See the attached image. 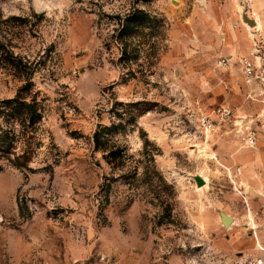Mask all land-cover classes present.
<instances>
[{"label": "rangeland", "instance_id": "rangeland-1", "mask_svg": "<svg viewBox=\"0 0 264 264\" xmlns=\"http://www.w3.org/2000/svg\"><path fill=\"white\" fill-rule=\"evenodd\" d=\"M255 41L264 0H0L33 68L0 61V264H264V136L196 128L219 105L264 117L239 59L219 65Z\"/></svg>", "mask_w": 264, "mask_h": 264}, {"label": "built area", "instance_id": "built-area-1", "mask_svg": "<svg viewBox=\"0 0 264 264\" xmlns=\"http://www.w3.org/2000/svg\"><path fill=\"white\" fill-rule=\"evenodd\" d=\"M264 45L254 42L251 53L239 58L242 74L247 83L256 86L258 96L264 95ZM231 56L219 60V65L229 67ZM196 128L205 135L226 132L232 134L243 146L255 147L264 136V117L240 114L228 105H219L201 112L196 118Z\"/></svg>", "mask_w": 264, "mask_h": 264}, {"label": "trees", "instance_id": "trees-1", "mask_svg": "<svg viewBox=\"0 0 264 264\" xmlns=\"http://www.w3.org/2000/svg\"><path fill=\"white\" fill-rule=\"evenodd\" d=\"M137 19H141V16ZM124 27L125 24H123V28ZM0 61L4 66H11L15 72H17L19 75L25 76L26 79L29 78L33 73V68L28 63V61H24L19 57H14L13 52L7 48V45L4 44V42H0ZM17 98L19 102L17 104L20 106L18 114H21L24 120L29 121V123H33L41 118V114L37 111L34 103L26 102L19 97Z\"/></svg>", "mask_w": 264, "mask_h": 264}, {"label": "water", "instance_id": "water-1", "mask_svg": "<svg viewBox=\"0 0 264 264\" xmlns=\"http://www.w3.org/2000/svg\"><path fill=\"white\" fill-rule=\"evenodd\" d=\"M243 20L250 26H255L257 23L255 18L249 17L246 13L243 14ZM195 181L199 187L205 184V179L201 175H195ZM220 215L225 226H229L231 223H233V218L224 211H220Z\"/></svg>", "mask_w": 264, "mask_h": 264}, {"label": "crops", "instance_id": "crops-1", "mask_svg": "<svg viewBox=\"0 0 264 264\" xmlns=\"http://www.w3.org/2000/svg\"><path fill=\"white\" fill-rule=\"evenodd\" d=\"M237 24L240 25L239 22ZM260 29H262V27ZM260 29H256V31ZM251 51L252 45L250 42L243 43V45L233 42L230 48L227 50V56H231L235 60V58L239 59L244 55H248L251 53Z\"/></svg>", "mask_w": 264, "mask_h": 264}, {"label": "bare ground", "instance_id": "bare-ground-1", "mask_svg": "<svg viewBox=\"0 0 264 264\" xmlns=\"http://www.w3.org/2000/svg\"><path fill=\"white\" fill-rule=\"evenodd\" d=\"M255 19H256L257 23H256V25L254 26V28H252V27H248L250 30H252V29H255V30H256V29H260V28L262 27L259 18L256 17ZM252 35H254V33H253ZM202 177L205 179V184H204L203 186L198 187V189H204V188L208 187V184H209V177H208L207 175H203ZM226 214H227V213H226ZM228 215H229V214H228ZM230 216H231V215H230ZM231 217H232V216H231ZM232 218H233V217H232ZM233 222H234V218H233ZM229 226H230V225H229ZM229 226H227V227H229Z\"/></svg>", "mask_w": 264, "mask_h": 264}]
</instances>
